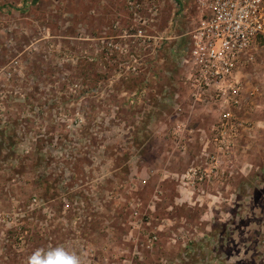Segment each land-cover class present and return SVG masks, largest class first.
I'll use <instances>...</instances> for the list:
<instances>
[{
    "label": "rangeland",
    "instance_id": "rangeland-1",
    "mask_svg": "<svg viewBox=\"0 0 264 264\" xmlns=\"http://www.w3.org/2000/svg\"><path fill=\"white\" fill-rule=\"evenodd\" d=\"M143 18L151 43L121 46ZM199 19L194 0H0V264L55 246L88 264H264V51L242 72L260 106L213 183L183 176L216 152L217 111L186 104L185 153L156 143Z\"/></svg>",
    "mask_w": 264,
    "mask_h": 264
},
{
    "label": "built area",
    "instance_id": "built-area-1",
    "mask_svg": "<svg viewBox=\"0 0 264 264\" xmlns=\"http://www.w3.org/2000/svg\"><path fill=\"white\" fill-rule=\"evenodd\" d=\"M194 1L200 19L191 32L190 49L179 59L186 95L182 97L180 93L182 99L179 92L172 95L177 118L168 135L177 149L185 153L188 145L185 134L193 131L182 118L187 110L186 104L191 109L203 107L218 112L219 119L214 127L217 133L211 140L216 145V152L210 153L202 166L190 168L183 176L189 184L202 188L215 181L222 158L228 157L223 154L231 150L236 129L247 126L241 116L242 109L246 111L260 106L255 101L261 94L260 88L249 89L242 72L247 65L255 63V51H264V0ZM131 5L132 8L138 7ZM143 22L142 27L131 25L134 33H130L131 28L130 32L126 31L121 36V46L140 51L139 46L146 47L151 43L149 36L152 34L145 29L151 24L145 18ZM123 56L129 61L137 59L132 50ZM145 94L146 89H142L140 95ZM227 129L230 135L226 134ZM156 239V235L149 237V244Z\"/></svg>",
    "mask_w": 264,
    "mask_h": 264
},
{
    "label": "clouds",
    "instance_id": "clouds-1",
    "mask_svg": "<svg viewBox=\"0 0 264 264\" xmlns=\"http://www.w3.org/2000/svg\"><path fill=\"white\" fill-rule=\"evenodd\" d=\"M28 264H88L86 257L77 251L69 252L63 246L37 250Z\"/></svg>",
    "mask_w": 264,
    "mask_h": 264
},
{
    "label": "crops",
    "instance_id": "crops-1",
    "mask_svg": "<svg viewBox=\"0 0 264 264\" xmlns=\"http://www.w3.org/2000/svg\"><path fill=\"white\" fill-rule=\"evenodd\" d=\"M166 128V129H165ZM162 129H165V130H167L168 131V126L165 124L163 127H162ZM165 130H164V132H165ZM201 130V129H200ZM166 131V132H167ZM167 135L168 134H166V133H164V137H161L158 141H156V143L158 144V145H166L167 144V141H166V137H167ZM245 139V138H244ZM247 140V139H246ZM165 141V142H164ZM209 143V142H208ZM246 154H248V153H245V154H242L241 155V158L243 157L244 158V162H245V164L246 165H248V160H250L252 157H251V155L250 154H248L247 155V157L246 156H244V155H246ZM237 158V157H236ZM244 162H242V163H244ZM175 166H177V164H175ZM173 168V167H172ZM152 172V171H151ZM151 172L150 173H148V176H149V174L150 175H152L151 174ZM248 183H246V185H247ZM230 186L232 187V183H230ZM230 187V188H231Z\"/></svg>",
    "mask_w": 264,
    "mask_h": 264
},
{
    "label": "trees",
    "instance_id": "trees-1",
    "mask_svg": "<svg viewBox=\"0 0 264 264\" xmlns=\"http://www.w3.org/2000/svg\"><path fill=\"white\" fill-rule=\"evenodd\" d=\"M183 2V0H177L178 4H181Z\"/></svg>",
    "mask_w": 264,
    "mask_h": 264
}]
</instances>
